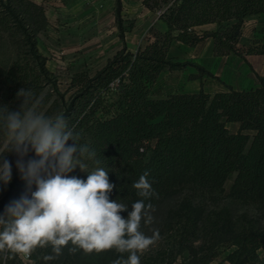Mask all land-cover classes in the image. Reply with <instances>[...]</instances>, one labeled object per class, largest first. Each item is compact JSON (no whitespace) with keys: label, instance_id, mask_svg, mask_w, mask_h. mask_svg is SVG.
<instances>
[{"label":"trees","instance_id":"trees-1","mask_svg":"<svg viewBox=\"0 0 264 264\" xmlns=\"http://www.w3.org/2000/svg\"><path fill=\"white\" fill-rule=\"evenodd\" d=\"M144 4L163 11L160 20L166 32H155L154 41L136 52L125 43L95 76L74 75L68 100L59 94L61 115L79 134L78 144L96 153L95 159L80 158L86 171L78 178L86 181L88 172L99 167L108 171L115 185L110 199L128 205L121 213L126 219L132 203L141 199L131 185L149 173L154 195L145 203L153 205V222L142 220L140 231L152 236L158 230L160 238L140 255L141 264H212L229 250L225 264H264L261 219L239 216L232 207L254 205L264 213V77H257L258 86L252 90L226 87L215 95L159 92L165 71L191 65L168 58L176 41L195 47L212 37L216 56L244 57L237 48L243 25L249 17L264 15V0H145ZM115 13L124 39L121 0H116ZM208 24L219 29L195 34L196 27ZM48 26L42 5L0 0V105L19 110L21 89H30L37 100L51 85L47 59L38 47V37ZM245 54H264V44L249 47ZM229 124H239L238 132L232 133ZM4 144L0 136V151ZM5 158L12 165V180L0 202V214L27 187L16 167L17 155L6 153ZM31 159H39L34 151L25 162ZM234 175L232 202L222 204L225 184ZM44 254H51V248L37 249L26 263L2 252V264H112L128 255L115 250L70 254L65 248L59 258L45 262Z\"/></svg>","mask_w":264,"mask_h":264},{"label":"clouds","instance_id":"clouds-1","mask_svg":"<svg viewBox=\"0 0 264 264\" xmlns=\"http://www.w3.org/2000/svg\"><path fill=\"white\" fill-rule=\"evenodd\" d=\"M17 96L23 98L19 110L0 105V136L7 144L0 151V184L6 186L12 180V165L5 154L14 152L27 187L0 214V252L27 261L37 249L51 248V254L42 257L48 262L59 258L65 248L70 254L115 250L128 255H121L112 264H141L140 255L160 238L158 230L152 236L140 231L142 220L145 224L153 222V205L145 203L154 195L149 173L132 183L141 199L132 203L125 219L121 213L128 205L110 199L115 185L108 171L96 168L88 172L86 181L69 176L77 166L85 171L80 158L95 159V151L78 144L79 134L63 115L49 116L34 110L36 99L30 89H21ZM69 140L74 144L70 146ZM30 151L39 159L25 162Z\"/></svg>","mask_w":264,"mask_h":264},{"label":"rangeland","instance_id":"rangeland-1","mask_svg":"<svg viewBox=\"0 0 264 264\" xmlns=\"http://www.w3.org/2000/svg\"><path fill=\"white\" fill-rule=\"evenodd\" d=\"M76 4L78 3L76 2ZM42 6L45 8L49 26L44 33L39 35L38 47L41 54L47 59V68L52 75L51 85L46 87L32 106L34 110L42 114L49 116L62 114L63 105L60 103L59 96L64 95L65 100H68L72 95L70 85L74 75L80 72H88L89 75L95 76L107 65L110 59L123 49L125 43L132 45L133 42L142 43L148 39L147 36L141 34H139L141 38L132 37L129 29L133 26V21L125 17L123 18V39L121 37L123 33L118 27L116 16L114 19L110 16V12L103 13L99 12L98 9L94 10L88 3L85 4L84 0L82 7L70 5L59 12H55L56 14L48 12V5L42 4ZM132 49L134 48L132 47ZM167 82L175 84L176 88L178 75L174 73L163 75L162 86L159 91L162 96H165L164 88ZM171 90L173 89L168 91ZM228 128L232 133H236L239 130V125L229 124ZM6 147L5 142L2 151ZM7 160L10 162V159ZM84 170L86 171V167ZM85 171L77 166L73 172L69 173V176L79 177ZM235 177L236 175L232 176L225 184L222 204L226 205L232 202L230 191ZM7 188L8 185L0 184V202L5 196ZM232 207L237 215L259 218L264 225V213L254 205L239 204ZM229 253L230 250L225 251L212 264H225V258ZM25 262L27 263L28 260ZM0 264H2V252H0Z\"/></svg>","mask_w":264,"mask_h":264},{"label":"crops","instance_id":"crops-1","mask_svg":"<svg viewBox=\"0 0 264 264\" xmlns=\"http://www.w3.org/2000/svg\"><path fill=\"white\" fill-rule=\"evenodd\" d=\"M33 1L39 5H48V12L50 11V13L59 12L70 5L78 7L83 5V0ZM144 1L121 0L122 17L133 21V27L129 29L131 36L141 38L139 36L141 34L148 37L142 43L138 41L136 43L132 41L134 43L132 45L126 43L127 49L131 52H135L139 47H144L149 42H153L155 32L165 33L167 30L165 23L160 20L163 11L147 7ZM84 3H88L94 10L98 9L99 12H110V16L115 19L116 0H84ZM218 29L217 24H208L196 27L194 32L198 36H203L212 34ZM258 44H264V15L249 17L243 25L237 48L244 54V57L234 53L224 57L216 56L214 52L215 41L212 37L205 38L195 47H190L179 41L174 42L168 58L173 63H189L191 65L181 70H167L162 74L161 79L165 73L178 75L176 88L175 84L166 83L165 96L171 94H198L201 91L215 95L224 91L226 87H232L236 91L256 88L258 86L257 77H264V54H245V52L249 47L258 46ZM198 68L205 70L209 75L201 74ZM170 89H173L171 90L173 92L168 91Z\"/></svg>","mask_w":264,"mask_h":264},{"label":"built area","instance_id":"built-area-1","mask_svg":"<svg viewBox=\"0 0 264 264\" xmlns=\"http://www.w3.org/2000/svg\"><path fill=\"white\" fill-rule=\"evenodd\" d=\"M29 260V259H28Z\"/></svg>","mask_w":264,"mask_h":264}]
</instances>
